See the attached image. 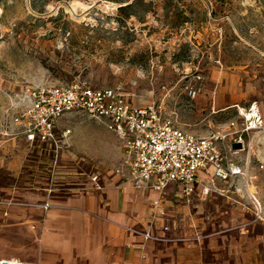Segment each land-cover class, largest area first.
I'll list each match as a JSON object with an SVG mask.
<instances>
[{
  "label": "rangeland",
  "instance_id": "obj_1",
  "mask_svg": "<svg viewBox=\"0 0 264 264\" xmlns=\"http://www.w3.org/2000/svg\"><path fill=\"white\" fill-rule=\"evenodd\" d=\"M76 80L136 105L163 101L200 136L227 133L252 105L264 114V0H0V144L17 141L6 118L28 90ZM188 84L201 89L196 98ZM239 148L242 172L211 184L206 233L228 228L212 237L223 264H264V134ZM44 172L52 181L54 169ZM16 185L0 167V198Z\"/></svg>",
  "mask_w": 264,
  "mask_h": 264
},
{
  "label": "crops",
  "instance_id": "obj_2",
  "mask_svg": "<svg viewBox=\"0 0 264 264\" xmlns=\"http://www.w3.org/2000/svg\"><path fill=\"white\" fill-rule=\"evenodd\" d=\"M67 116L65 127L59 121L56 129L62 143L58 152L50 143L29 142L16 124L17 141L0 144L1 170L24 184L2 187L1 259L17 257L33 264L227 262L221 256L223 246L212 237L228 228L206 232L214 223L207 204L214 194L211 184L229 179L200 171L190 198L179 183L170 184L163 194L151 185L135 186L124 141L109 121L86 113ZM66 131L70 133L64 135ZM46 166L54 169L50 182L44 176ZM133 230L150 231L155 238L146 241ZM229 254H234L232 248Z\"/></svg>",
  "mask_w": 264,
  "mask_h": 264
},
{
  "label": "built area",
  "instance_id": "obj_3",
  "mask_svg": "<svg viewBox=\"0 0 264 264\" xmlns=\"http://www.w3.org/2000/svg\"><path fill=\"white\" fill-rule=\"evenodd\" d=\"M200 90L191 84L186 86L191 98H196ZM24 101L19 113L8 114L6 123L18 125L29 142L50 143L58 152L62 143L56 129L62 117L86 113L105 118L110 129L124 141L126 163L135 186L151 185L163 194L170 184L179 183L187 198L195 191L200 171H214L224 180L240 174L242 170L233 155L240 144L245 147L246 135L255 138L264 134V114L256 104L241 112V126L233 122L227 133L213 131L199 136L180 127L163 101L136 106L118 89H97L83 80L32 88ZM231 139L232 146L228 145ZM93 179L97 181L98 177ZM158 204L156 201L155 207ZM49 207L46 203L45 208ZM133 231L146 241L155 238L150 231ZM0 264L33 263L10 257L1 259Z\"/></svg>",
  "mask_w": 264,
  "mask_h": 264
},
{
  "label": "water",
  "instance_id": "obj_4",
  "mask_svg": "<svg viewBox=\"0 0 264 264\" xmlns=\"http://www.w3.org/2000/svg\"><path fill=\"white\" fill-rule=\"evenodd\" d=\"M239 147H241V144L239 145Z\"/></svg>",
  "mask_w": 264,
  "mask_h": 264
}]
</instances>
